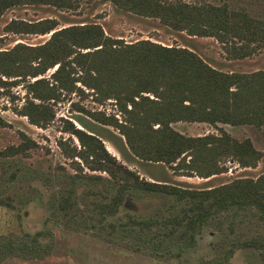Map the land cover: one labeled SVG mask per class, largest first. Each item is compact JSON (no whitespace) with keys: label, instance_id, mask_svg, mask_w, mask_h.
Returning a JSON list of instances; mask_svg holds the SVG:
<instances>
[{"label":"trees","instance_id":"obj_1","mask_svg":"<svg viewBox=\"0 0 264 264\" xmlns=\"http://www.w3.org/2000/svg\"><path fill=\"white\" fill-rule=\"evenodd\" d=\"M116 6L143 15L156 16L164 24L189 34L209 35L223 43L231 57H244L264 46V14L254 17L226 3L184 0H110ZM46 3L58 8H75L74 0H0V15L9 6ZM13 32L46 33L41 43L16 42L0 49V83H16L26 76L30 94L20 113L31 123L44 125L55 116L53 103L62 94L88 88L95 100L113 99L122 115L88 109L71 102L91 119L114 126L123 135L128 151L136 158L175 162L183 174L208 176L220 172L223 158L239 164L255 165L261 152L250 138L237 139L224 128L218 133L186 135L172 126L179 120L212 124H264V70L223 71L206 62L186 46L166 45L141 38L126 42L105 33L98 22L58 26L55 17L36 20L13 18L5 24ZM48 77L39 76L52 68ZM14 77L9 80L1 76ZM8 81V82H7ZM0 123L5 120L0 115ZM64 130L72 133L79 147L58 144L63 152L77 156L89 169L106 175L87 173L101 179L102 186L88 189L95 198L80 200L74 186L52 193L50 207L57 222L117 231L135 249L146 248L160 254L175 253L194 246L207 224L222 222L221 216L253 214L264 220V172L257 177H237L209 188H187L148 180L112 154L101 137L65 118ZM36 144L21 132V141L0 149V156L25 153ZM79 165V161L76 160ZM76 173V172H75ZM72 177L77 174H71ZM75 180V178H74ZM143 192L164 196L167 207L159 213L139 216L127 212L115 216L121 205ZM0 205L13 206L11 196L0 194ZM218 225V224H217ZM44 230L0 236V260L15 255L26 258L47 251ZM245 245L264 249V234L243 240ZM217 263L226 264V258Z\"/></svg>","mask_w":264,"mask_h":264},{"label":"rangeland","instance_id":"obj_2","mask_svg":"<svg viewBox=\"0 0 264 264\" xmlns=\"http://www.w3.org/2000/svg\"><path fill=\"white\" fill-rule=\"evenodd\" d=\"M75 8H58L46 3H22L7 7L0 15V49H8L16 42L37 44L46 40L50 32H13L5 29V24L13 18L36 20L55 17L58 26L98 22L105 33L112 37L131 42L148 38L166 45L186 46L199 54L213 67L223 71L264 70V46L244 57H231L225 46L217 38L209 35L189 34L185 30L174 29L156 16L143 15L116 6L110 0H74ZM188 2L226 3L230 8L242 9L254 17L264 14V0H184ZM48 68L39 76L50 75ZM4 79L7 77L2 75ZM26 76L16 83H0V115L5 123H0V149L21 141V132L35 140L36 144L25 153L0 156V194L11 196L13 206L0 205V236L12 233L37 232L44 230L42 239L50 244L47 251L26 258L10 255L0 260V264H264V249L245 245V238L264 234V220L253 214H231L220 217L222 222L207 224L197 235L194 246L175 253L176 249L154 254L146 248L135 249L122 239L117 231L107 227L85 226L70 223L65 226L57 222L51 214L52 193L75 187L80 200L95 198L88 189L102 186L101 179L86 176L87 173L103 174L92 170L77 157L63 152L58 144L65 139L66 147L76 145L78 139L64 130L65 118L76 126L84 127L101 137L106 148L118 159L136 170L148 180L172 183L187 188H209L228 182L237 177H257L264 172V124H230L206 121L179 120L172 126L186 135L218 133L219 127L237 139L250 138L261 152L255 165L244 166L232 158L220 161L222 170L208 176L196 173L183 174L184 168L174 163L143 160L134 157L127 149L123 135L114 126L103 124L77 111L71 102H78L85 108L100 109L122 115L113 99L95 100L92 92L85 88V95L79 92L62 94L52 105L55 116L44 125L31 123L20 113L21 106L30 95L26 89ZM8 82V81H7ZM79 161V165L76 162ZM76 172V173H75ZM71 174H77L72 177ZM75 178V180H74ZM164 196L143 192L127 201L117 214L108 220L124 218L127 212L148 216L161 212L167 207ZM218 224V225H217Z\"/></svg>","mask_w":264,"mask_h":264}]
</instances>
